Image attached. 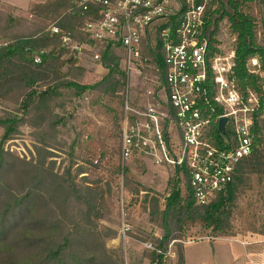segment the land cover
Returning <instances> with one entry per match:
<instances>
[{"label": "trees", "instance_id": "16d2710c", "mask_svg": "<svg viewBox=\"0 0 264 264\" xmlns=\"http://www.w3.org/2000/svg\"><path fill=\"white\" fill-rule=\"evenodd\" d=\"M250 1L208 0L206 6L204 36L211 51L218 50L216 46L222 42L217 39L221 22H227L234 37L235 75L241 90L251 79L247 59L264 55V19L258 41ZM42 7L43 12L53 14L50 28L55 25L59 32L49 28L14 34L18 18L0 11V39L4 40L0 45V264H125L121 248L108 245L117 237V229L106 223L109 211L102 208L103 176L95 172L106 155L107 140L120 138L122 116L102 101L113 83L126 84L118 44L96 42L83 31L84 22L96 13L94 6L84 11L75 0H50ZM179 21L177 13L147 29L142 45L147 58L142 65L145 75L154 74L164 81L160 31L170 28L174 32ZM63 35L70 36L69 46L63 44ZM75 43L99 46L100 64L108 69L107 74L88 83L74 80L71 72L77 52L70 46ZM35 55L41 56V62H35ZM68 88L75 89L78 96L89 95L90 113L72 112L75 136L64 150L67 158L58 163L46 138L50 128L46 125L54 117L60 91ZM21 125L30 129L34 140L29 159L4 147ZM258 133L253 152L242 159L234 179L206 204H197L187 176L168 166L173 170L169 194L159 204L158 217L163 234L141 239L154 246L144 247L143 259L151 264H185L182 242H174L173 258L166 254L172 241L184 239L195 226L213 239L233 235L234 218L250 206L247 195L253 189H259L260 196L255 197L264 204V123ZM134 161L144 164L139 158ZM120 170V164H112L109 171L115 179ZM124 172L127 181L134 179L129 168ZM133 189L138 193L136 186ZM254 219L253 233L264 236V212Z\"/></svg>", "mask_w": 264, "mask_h": 264}, {"label": "built area", "instance_id": "2783aa9c", "mask_svg": "<svg viewBox=\"0 0 264 264\" xmlns=\"http://www.w3.org/2000/svg\"><path fill=\"white\" fill-rule=\"evenodd\" d=\"M84 11L94 6V14L84 22L83 31L96 42L118 44L125 71L132 78L146 80L137 86L141 97L127 92L122 104L120 166L139 158L155 166L182 171L197 204H206L234 179L242 159L254 150L264 123V55L254 54L246 61L250 83L241 90L235 75L236 57L231 46L234 37L223 29L217 34L222 42L212 50L204 36L208 0H75ZM180 14L174 32L160 31L164 51V81L144 74L147 61L142 45L149 27ZM227 22L224 21L228 29ZM51 32L60 29L53 25ZM63 44L71 38L62 36ZM3 44L0 42V45ZM79 52L85 46H70ZM96 59L101 58L99 53ZM35 62L41 56L35 55ZM158 70V69H157ZM142 88V89H141ZM226 118L223 129L220 119ZM131 230L122 221L120 235ZM175 241L166 254H172ZM243 246L247 244L242 243ZM145 248L154 249L150 242ZM246 248V247H245ZM263 251L246 253L251 264H264ZM246 251V249H245Z\"/></svg>", "mask_w": 264, "mask_h": 264}, {"label": "rangeland", "instance_id": "374dc122", "mask_svg": "<svg viewBox=\"0 0 264 264\" xmlns=\"http://www.w3.org/2000/svg\"><path fill=\"white\" fill-rule=\"evenodd\" d=\"M50 0H0V11L5 14H12L18 18L14 34L35 33L36 31L50 28L54 19L53 14L43 12V5ZM226 1V0H224ZM251 14L257 24V39L261 40V22L264 19V0H251L249 2ZM227 24V23H226ZM220 27L223 34L228 33L224 22ZM3 39H0L1 43ZM232 46V44H231ZM118 51V50H117ZM96 53H100L99 46H85L76 53V66L71 72V77L80 82L88 83L97 80L107 74L108 69L100 64V60L95 58ZM118 53H121L118 51ZM64 68V71H66ZM127 74V73H126ZM156 79V75H147ZM146 80L132 78L127 74L126 84H112L102 101L115 109L122 116V104L125 94L141 97V92L137 86H143ZM142 89V88H141ZM73 88L62 89L55 109L54 117L46 126L49 128L47 135L48 142L53 146L52 150L57 154L55 159L60 163L61 158H67L64 150H67L75 136L70 116L73 111L79 114L90 113L89 95L83 93L78 96ZM20 131L4 144L6 150L16 152L19 156L30 158V150L33 151V137L30 129L21 125ZM2 130L0 128V136ZM120 138L118 135L107 140V149L101 167L97 168L96 173L103 176L101 185L104 189V199L102 208L108 213L106 223L117 229V237L110 240L108 245L121 248L124 263L127 264L130 242L131 246L140 244L141 251L144 245L141 244L142 238L149 239L153 235L162 236L163 230L158 226L159 204L164 196H168L169 183L172 178L173 170L168 166H155L150 161H143L140 166L134 160L125 163L124 169L121 168L119 176L113 178L110 174L112 164H120ZM122 167V163H121ZM125 168L132 171L134 179L127 181ZM136 186L139 191L136 193L133 189ZM250 206L243 207L244 212L237 215L232 223L234 234L227 237H208L204 229L200 226L191 228L186 237L182 240L190 241L184 244V255L187 264H251L247 259L245 249L251 254L263 251L264 236H256L253 233L254 215L264 212V204L257 202L255 196H260L259 189H253L248 192ZM158 199V201L155 200ZM159 202V203H158ZM122 221L128 222L131 230L127 236L120 235ZM250 228V229H249ZM264 229V228H263ZM130 240V242H128ZM146 242V241H145ZM247 246H243V244ZM128 249H127V248ZM173 250V248H172ZM174 251V250H173ZM172 251V258L174 252ZM126 259V260H125ZM131 260V258H130ZM135 264H151L148 260L138 261Z\"/></svg>", "mask_w": 264, "mask_h": 264}, {"label": "crops", "instance_id": "0c3cea01", "mask_svg": "<svg viewBox=\"0 0 264 264\" xmlns=\"http://www.w3.org/2000/svg\"><path fill=\"white\" fill-rule=\"evenodd\" d=\"M128 242H130V240ZM141 244H143V242ZM128 252H129V255L127 256V260L125 259L127 261V264H135V262H137V260L138 261L146 260V259H143V254H142L143 250L141 251L140 244H138V243H136L133 246H131V242H130V248H129ZM183 252H184V246H183ZM247 252L248 251L246 249L245 253H247ZM258 253H260V252L253 253V255H257ZM130 258H131V260H130ZM184 258H185V255H184ZM247 259H248V257H247ZM185 264H187L186 263V258H185Z\"/></svg>", "mask_w": 264, "mask_h": 264}, {"label": "water", "instance_id": "95a60500", "mask_svg": "<svg viewBox=\"0 0 264 264\" xmlns=\"http://www.w3.org/2000/svg\"><path fill=\"white\" fill-rule=\"evenodd\" d=\"M226 121H227L226 118H221V119H220V128H221V129H223L224 124L226 123Z\"/></svg>", "mask_w": 264, "mask_h": 264}]
</instances>
